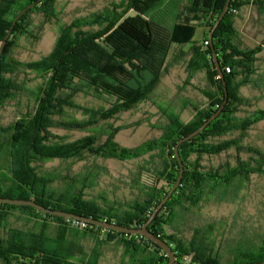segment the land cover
Segmentation results:
<instances>
[{"label":"trees","instance_id":"trees-1","mask_svg":"<svg viewBox=\"0 0 264 264\" xmlns=\"http://www.w3.org/2000/svg\"><path fill=\"white\" fill-rule=\"evenodd\" d=\"M138 1L120 0L111 8L59 24L48 53L21 61L13 55L21 39L35 45L41 35L42 24H33L31 14L41 15L42 22L59 20L56 0H0V45L16 14L35 2L13 26L0 56V107L26 92L32 97L25 111L6 126L0 124V196L32 199L47 208L126 227L141 226L177 178L176 142L207 120L225 99L223 79L212 59L214 50L224 74L226 102L198 135L178 146L183 165L180 184L147 228L170 244L181 264L264 263V225L259 231L252 227L250 235L240 228L237 237L227 242L223 219L202 218L208 206L235 202L252 174L264 175V147L245 142L248 131L264 121V108L245 113L250 98L240 94L241 86L255 74L254 64L264 48V36L259 44L245 46L235 26L239 10L252 4L262 16L258 31L264 34V0H230L211 43L208 32L226 0H186L185 11L179 13L171 28H162L165 35L161 43L165 48L172 43L191 44L188 77L197 70L205 71L207 84L199 89L203 100L188 102L193 111L188 121H183L178 112L159 108L166 118L162 126H153L159 135L127 148L115 140L125 125L99 124L100 120L114 118L115 110L121 107L113 104L114 108H89L79 104L75 96L84 91L80 86L85 85L128 105L152 90L162 60L151 53L155 44L151 23L127 15L130 9H139ZM197 28L202 29L201 43L192 42ZM111 32L128 50L114 48V63L91 57L85 46L96 39H108ZM204 40H208L207 45ZM227 66L229 72H225ZM34 79L37 82L29 89L28 81ZM57 128L85 134L64 141L52 131ZM230 150L234 151L232 160L229 157L216 164L203 163L205 157ZM100 158L135 162V171L123 180L131 194L124 201L107 195L104 188L114 194L108 184L101 187L102 176L110 173L98 163ZM54 159L71 160L70 166L82 164L74 170L70 166L46 169L44 163ZM225 247L228 251L223 256ZM167 261L166 253L147 237L43 213L28 205L0 203V264Z\"/></svg>","mask_w":264,"mask_h":264},{"label":"rangeland","instance_id":"rangeland-1","mask_svg":"<svg viewBox=\"0 0 264 264\" xmlns=\"http://www.w3.org/2000/svg\"><path fill=\"white\" fill-rule=\"evenodd\" d=\"M119 1L56 0L55 7L59 12V20L53 19L50 22H42L41 15L32 13V23L37 27L42 24L40 39L33 45L22 38L13 51L14 57L21 61L39 58L52 49L59 24L68 23L75 17L91 15L94 12L98 13L106 8H111L114 3ZM185 2L186 0H141V2H137L139 9H130L127 13L129 16L137 18L139 22L146 19L151 23L155 37V44L151 53L154 58L159 60L160 57L162 60V66L160 65L153 88L145 98L125 105L115 101L113 95L98 94L91 87L85 85L80 86L84 91L75 96V100L79 104L89 108H114L113 104L121 107L115 110L114 118H108L107 121L100 120L99 124L125 125L126 128L120 130L115 136V140L123 147L130 148L148 138L159 135V130L153 126H162L166 123V118L159 108L178 112L183 121H188L193 116L192 107L188 102L197 103L203 100L199 89L206 87L205 71L197 70L188 77L187 63L191 55L189 49L191 44L172 43L165 48L161 43L165 35L162 28H171L179 13L185 11ZM86 27H83V29H86ZM257 29L258 27L255 28V31ZM111 31H114V28ZM251 32L248 30L250 35L245 33L242 37L245 46L253 47L259 44L262 36H264V34H258V30L256 34ZM111 33L108 39H96L95 42H90L85 46V50H88L91 57H98L104 62L114 63L115 61L111 56L114 48L128 50L124 46V42L118 40V35ZM192 42L201 43L199 29H196ZM256 57L255 74L252 75L248 84L242 85L240 88V94L250 98V104L244 107L245 113L249 110L251 112L257 108H264V48ZM148 75L150 76L149 73L145 74L146 77ZM28 77H33V74H29ZM36 82L35 79L28 81L29 89H32ZM28 103H32V97L29 92H26L21 95L20 99L13 100L4 107H0V124L3 126L9 124L20 112L26 110L25 106ZM75 115L81 117L80 113ZM52 131L61 136L64 141H71L85 134V131L76 129L57 128ZM245 142L264 147V121L257 123L248 131ZM233 154L234 151L230 150L228 153H222L212 158L205 157L203 163L212 162L216 164L229 157L232 160ZM243 156L245 157L246 154H243ZM70 161L54 159L45 162L44 167L46 169L69 168ZM97 161L99 164L106 166L110 173L101 178V187H106L108 184V187L114 191L113 194L108 188H104L107 195L109 197L115 195L121 201L130 197L129 189L125 186L123 180H126L131 172L135 171V162H122L113 158H100ZM81 164L82 162L72 163L70 169H77ZM113 185L115 186L113 187ZM202 218L223 219L225 223V233L223 235L227 237V242H232L237 237V231L240 228L245 229L247 235H250L252 227L259 231L260 227L264 225V175L252 174L235 202L208 206L202 213ZM227 251L225 247L221 251L222 255H226ZM106 264L114 263L107 262Z\"/></svg>","mask_w":264,"mask_h":264},{"label":"water","instance_id":"water-1","mask_svg":"<svg viewBox=\"0 0 264 264\" xmlns=\"http://www.w3.org/2000/svg\"><path fill=\"white\" fill-rule=\"evenodd\" d=\"M229 4H230V0H226L223 9L221 10V12L218 15L217 19L215 20L213 26L211 27L210 31L208 32V39H209L210 43L212 41V34H213L215 28L218 26V24L221 21V19L223 18L224 14L227 12V10L229 8ZM34 5H35V2H31L30 4L26 5L23 9H21L16 14V16L14 17V19H13V21L11 23V26L7 30L6 34L4 35V38H3L2 43L0 45V56H1L2 49H3V47H4V45H5L6 41H7V38L9 37V35L11 33V30H12L13 26L16 24L17 20L28 9H30ZM212 59H213L214 66H215L219 76L223 79V87H224V90H225V99H224L222 105L216 111H214V113L207 120H205L195 130L191 131L190 133H188L184 137L178 139V141L176 142V145L174 146V153H175L176 159H177L178 164H179V171H178L177 178H176L175 182L173 183V185L171 186V188L169 189V191L160 200V202L156 205V207L151 212V214L148 217V219L141 226H139V227H126V226H122V225H119V224L111 223V222L106 221V220H101V219L90 217V216L79 215V214L74 213V212L47 208V207L37 203L36 201H34L32 199H19V198L13 199V198H10V197H2V196H0V203L11 204V205H28V206L34 207L35 209H37L38 211L43 212V213H48V214H51V215H56V216L65 217V218H71L73 220H78V221H81V222H84V223L93 224V225L102 227L104 229H110V230L123 232V233H129V234H138V235L147 237L148 239H150L151 241L156 243L166 253L167 258H168V261H167L166 264H181V263H179L176 260V257L174 255V252L171 249L170 244H168L165 240H162L160 237L156 236L154 233H152L150 230H148L147 226L153 220L154 216L157 214V212L162 207V205L170 198L172 193L175 191V189L180 184L181 177H182V174H183V165H182V162L180 160V156L178 154V146L181 143H183L185 141H188L192 137L198 135L205 128V126L218 115V113L223 108L224 103L226 102L227 91H226V83L224 81V74H223V72H222V70L220 68V65H219V62H218V59H217V55H216L214 50H212ZM250 264H256V263H250ZM260 264H264V263H260Z\"/></svg>","mask_w":264,"mask_h":264},{"label":"crops","instance_id":"crops-1","mask_svg":"<svg viewBox=\"0 0 264 264\" xmlns=\"http://www.w3.org/2000/svg\"><path fill=\"white\" fill-rule=\"evenodd\" d=\"M261 18L262 16L261 17L259 16L256 7L252 4H248L247 6L239 10V16L236 18L235 26L237 30L242 34V37L244 36L245 33L246 35L249 34L248 30L252 31L251 32L252 34L254 33L256 34L257 30L261 29V27H258V23H260ZM256 27H258V29L255 31ZM197 29H199L200 33L202 34V29L201 28H197Z\"/></svg>","mask_w":264,"mask_h":264},{"label":"built area","instance_id":"built-area-1","mask_svg":"<svg viewBox=\"0 0 264 264\" xmlns=\"http://www.w3.org/2000/svg\"><path fill=\"white\" fill-rule=\"evenodd\" d=\"M203 43L205 44V45H207L208 44V40H204L203 41ZM229 66H227V67H225V72H229ZM185 259V257L183 258V260Z\"/></svg>","mask_w":264,"mask_h":264}]
</instances>
